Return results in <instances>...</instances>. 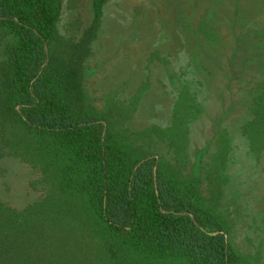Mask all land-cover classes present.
<instances>
[{
    "label": "trees",
    "instance_id": "16d2710c",
    "mask_svg": "<svg viewBox=\"0 0 264 264\" xmlns=\"http://www.w3.org/2000/svg\"><path fill=\"white\" fill-rule=\"evenodd\" d=\"M103 2L75 39L58 31L61 0H0V158L37 168L44 186L21 209L0 202V264H248L185 172L178 110L169 126L133 128L135 98L94 106L84 63ZM262 86L243 125L260 146Z\"/></svg>",
    "mask_w": 264,
    "mask_h": 264
},
{
    "label": "rangeland",
    "instance_id": "374dc122",
    "mask_svg": "<svg viewBox=\"0 0 264 264\" xmlns=\"http://www.w3.org/2000/svg\"><path fill=\"white\" fill-rule=\"evenodd\" d=\"M61 1L58 31L77 39L93 23L92 0ZM90 39L83 81L94 106L135 98L133 128L169 126L177 109L185 172L227 219L231 247L264 264V141L243 130L264 83V0H104ZM43 193L37 168L0 158V202L21 209Z\"/></svg>",
    "mask_w": 264,
    "mask_h": 264
}]
</instances>
